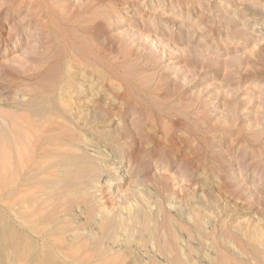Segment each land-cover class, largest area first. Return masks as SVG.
<instances>
[{"label":"rangeland","instance_id":"374dc122","mask_svg":"<svg viewBox=\"0 0 264 264\" xmlns=\"http://www.w3.org/2000/svg\"><path fill=\"white\" fill-rule=\"evenodd\" d=\"M0 153L23 249L264 264V0H0Z\"/></svg>","mask_w":264,"mask_h":264},{"label":"bare ground","instance_id":"6f19581e","mask_svg":"<svg viewBox=\"0 0 264 264\" xmlns=\"http://www.w3.org/2000/svg\"><path fill=\"white\" fill-rule=\"evenodd\" d=\"M3 159V154L0 153V160ZM5 171L0 172V176H4ZM6 218L0 215V260L4 262L5 247L6 245L11 246L16 254V257L21 259L25 264H68L61 263L58 260V255L54 249L47 248L40 250L36 247V243L30 240L28 247L23 249L21 231L18 232L16 227L7 226ZM155 222L154 226L155 227ZM167 242V241H166ZM4 243V245H3ZM163 243V242H162ZM184 253L182 252V255ZM220 255V254H219ZM218 262L216 264H225L221 257H217ZM182 262V261H181ZM184 263V261H183ZM154 264H162L160 261H155ZM185 264V263H184Z\"/></svg>","mask_w":264,"mask_h":264}]
</instances>
